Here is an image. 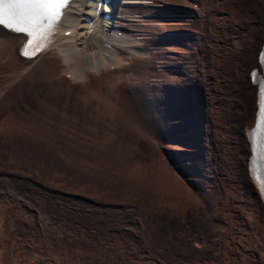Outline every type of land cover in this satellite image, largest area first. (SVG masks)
<instances>
[{"label":"bare ground","instance_id":"obj_1","mask_svg":"<svg viewBox=\"0 0 264 264\" xmlns=\"http://www.w3.org/2000/svg\"><path fill=\"white\" fill-rule=\"evenodd\" d=\"M95 6L82 17L84 25L74 27L83 31L78 35L83 48L71 43L76 35L62 37L60 44L32 60L20 55L25 38L0 27V75L39 71L49 76L57 53H62L68 68L84 66L74 71L93 80L90 85L108 82L112 74L103 72L107 64L99 54L85 63L87 53L102 46L91 33L94 22L99 26L104 21ZM118 9L114 19L128 32L122 42H145L148 50L146 70L140 62L127 69L149 73L129 91L130 100L140 99L146 123L173 166L171 179L182 182L187 207L206 204L220 227L219 264H264V200L250 169L262 79L254 71L264 68L259 62L264 0H120ZM161 68L169 71V78H157ZM93 69L102 72L90 75ZM131 114L138 117L134 109ZM8 204L0 200V264H145L134 262L117 242L92 244L82 232L47 231L41 224L39 230ZM202 244L204 240L197 246Z\"/></svg>","mask_w":264,"mask_h":264},{"label":"rangeland","instance_id":"obj_2","mask_svg":"<svg viewBox=\"0 0 264 264\" xmlns=\"http://www.w3.org/2000/svg\"><path fill=\"white\" fill-rule=\"evenodd\" d=\"M79 37L71 43L83 48ZM62 57L57 53L49 76L0 75V200L39 230L117 242L134 262L219 264L220 227L206 204L187 207L140 99L130 100L149 73L117 72L90 85L74 71L84 66L68 68Z\"/></svg>","mask_w":264,"mask_h":264},{"label":"snow or ice","instance_id":"obj_3","mask_svg":"<svg viewBox=\"0 0 264 264\" xmlns=\"http://www.w3.org/2000/svg\"><path fill=\"white\" fill-rule=\"evenodd\" d=\"M68 4L69 0H0V26L27 38L21 55L31 59L51 44L50 38ZM254 151L264 168V133L260 134ZM255 170L259 172L260 168ZM261 188L264 189V184ZM259 195L264 199V190Z\"/></svg>","mask_w":264,"mask_h":264}]
</instances>
